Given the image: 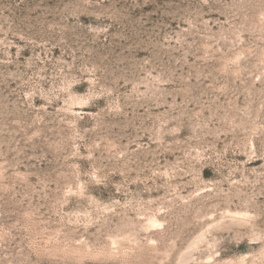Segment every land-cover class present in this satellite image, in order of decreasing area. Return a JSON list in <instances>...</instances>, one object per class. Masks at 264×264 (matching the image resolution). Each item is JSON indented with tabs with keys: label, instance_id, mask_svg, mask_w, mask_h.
Masks as SVG:
<instances>
[{
	"label": "rangeland",
	"instance_id": "obj_1",
	"mask_svg": "<svg viewBox=\"0 0 264 264\" xmlns=\"http://www.w3.org/2000/svg\"><path fill=\"white\" fill-rule=\"evenodd\" d=\"M0 264H264V0H0Z\"/></svg>",
	"mask_w": 264,
	"mask_h": 264
}]
</instances>
